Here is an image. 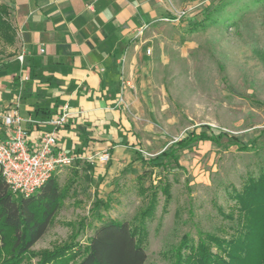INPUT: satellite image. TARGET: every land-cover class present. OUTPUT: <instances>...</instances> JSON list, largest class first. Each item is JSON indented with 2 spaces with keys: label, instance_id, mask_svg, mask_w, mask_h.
Here are the masks:
<instances>
[{
  "label": "rangeland",
  "instance_id": "rangeland-1",
  "mask_svg": "<svg viewBox=\"0 0 264 264\" xmlns=\"http://www.w3.org/2000/svg\"><path fill=\"white\" fill-rule=\"evenodd\" d=\"M10 3L0 0V7L9 8L4 18L14 35L9 42L0 30V66L19 55ZM150 4L157 17L135 38L132 88L123 102L136 148L112 153L104 167L83 161L57 170L62 185L73 170L80 171L77 196L64 201L32 248L36 256L24 264H38L43 251L74 237L83 249L101 225L100 214L136 225L154 195L157 207L147 221V264H172L186 235L195 241L206 233L229 238L240 227L234 190L240 191L264 168V0ZM193 131L214 135L217 141L194 140L178 149L175 159L167 156L156 165L137 159L136 150L154 158ZM243 144L249 149L242 150ZM98 200L109 209L96 208Z\"/></svg>",
  "mask_w": 264,
  "mask_h": 264
},
{
  "label": "crops",
  "instance_id": "crops-1",
  "mask_svg": "<svg viewBox=\"0 0 264 264\" xmlns=\"http://www.w3.org/2000/svg\"><path fill=\"white\" fill-rule=\"evenodd\" d=\"M10 6L19 55L0 66V113L18 105L28 146L37 148L55 130L42 123L67 107L58 149L112 148L115 155L134 148L123 102L132 88L135 38L157 17L150 0H12ZM6 138L1 126L0 139Z\"/></svg>",
  "mask_w": 264,
  "mask_h": 264
},
{
  "label": "trees",
  "instance_id": "trees-1",
  "mask_svg": "<svg viewBox=\"0 0 264 264\" xmlns=\"http://www.w3.org/2000/svg\"><path fill=\"white\" fill-rule=\"evenodd\" d=\"M8 12V7H0V30L7 41L13 42L12 27L4 18ZM194 140L217 141L214 135L193 131L154 158L136 150L137 159L147 165H156L167 156L175 159L176 151ZM254 144L252 141L250 146ZM250 146L243 144L241 149L248 150ZM90 152L93 151L76 155L86 157ZM83 161L87 163L85 158L77 159L75 167ZM79 175V170H73L71 178L62 185L54 174L35 194L25 197L12 192L0 170V264H24L36 256L32 248L48 232L64 201L77 196ZM168 189L166 185L164 191ZM233 197L237 226L240 225L235 233L229 238L206 233L197 241L186 235L175 250L172 264H264V168L257 178L250 176L240 191L234 190ZM100 206L109 209L108 204L98 200L96 208ZM156 207L154 195L136 217L134 226L128 221L103 219L100 214L97 217L101 225L83 249H79L74 237L53 251H43L38 264H147V221L154 216Z\"/></svg>",
  "mask_w": 264,
  "mask_h": 264
},
{
  "label": "built area",
  "instance_id": "built-area-1",
  "mask_svg": "<svg viewBox=\"0 0 264 264\" xmlns=\"http://www.w3.org/2000/svg\"><path fill=\"white\" fill-rule=\"evenodd\" d=\"M169 20V19H165ZM147 28L142 27L138 36ZM44 52V50H41ZM150 53V50H148ZM24 56H19L23 61ZM69 111H64L42 124L54 126L55 130L45 133L37 148L28 146L29 131L23 127L25 119L19 114L18 105L0 113V127L7 130V138L0 140V170L13 193L30 197L57 173L59 168L75 165L77 159L104 167L112 159L110 149H103L95 154L90 152L86 157L68 154L58 149L57 129L68 123Z\"/></svg>",
  "mask_w": 264,
  "mask_h": 264
}]
</instances>
